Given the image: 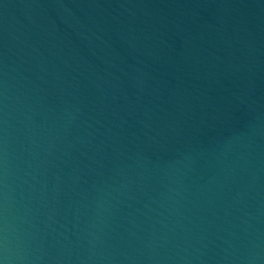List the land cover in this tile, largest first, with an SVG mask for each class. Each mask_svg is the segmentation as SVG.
Instances as JSON below:
<instances>
[{"label":"water","instance_id":"95a60500","mask_svg":"<svg viewBox=\"0 0 264 264\" xmlns=\"http://www.w3.org/2000/svg\"><path fill=\"white\" fill-rule=\"evenodd\" d=\"M0 264H264V0H0Z\"/></svg>","mask_w":264,"mask_h":264}]
</instances>
